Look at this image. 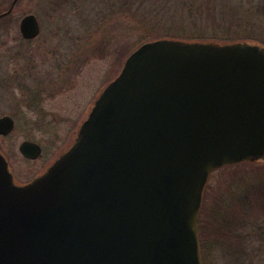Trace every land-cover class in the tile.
I'll return each instance as SVG.
<instances>
[{"label": "water", "instance_id": "obj_1", "mask_svg": "<svg viewBox=\"0 0 264 264\" xmlns=\"http://www.w3.org/2000/svg\"><path fill=\"white\" fill-rule=\"evenodd\" d=\"M39 31L20 19L24 39ZM243 162L264 163V46L144 42L44 174L16 185L0 153V264H202L207 179Z\"/></svg>", "mask_w": 264, "mask_h": 264}, {"label": "rangeland", "instance_id": "obj_2", "mask_svg": "<svg viewBox=\"0 0 264 264\" xmlns=\"http://www.w3.org/2000/svg\"><path fill=\"white\" fill-rule=\"evenodd\" d=\"M10 2L0 0V10ZM26 14H33L40 26L39 36L29 44L18 29ZM8 16L0 19V80L11 84L12 62L21 63L22 53L24 58L45 59L47 69L52 58L65 60L66 65L65 93L56 90L55 97L41 91L45 82L30 83L23 91L10 85L0 88V116L9 115L15 123L9 135L0 136V153L18 181L41 166V160L23 159L21 142L36 141L45 153L63 147L91 99L140 44L176 38L215 43L253 40L264 46V0H19ZM53 115L59 122H51ZM202 199L199 215L204 227L198 235L204 263L264 264V163L214 171ZM213 208L216 217L211 216ZM215 225L221 228L217 233Z\"/></svg>", "mask_w": 264, "mask_h": 264}, {"label": "flooded vegetation", "instance_id": "obj_3", "mask_svg": "<svg viewBox=\"0 0 264 264\" xmlns=\"http://www.w3.org/2000/svg\"><path fill=\"white\" fill-rule=\"evenodd\" d=\"M14 8H15V6H14ZM10 14H8V15H10ZM39 34H40V31H39ZM36 38H34V39H36ZM34 39L29 40V39L22 38V40L24 42H26L27 44L31 43ZM18 56H19V58L20 57L22 58V60L20 59L21 63L17 62V61L15 62V60H14V62H12L13 66H14V68L12 69V73L14 74V76H10V78H9V79H12V77H13L14 80L11 82V84H7V81H5L4 79L0 80V86H1L0 88H4V86H6V88H7V86L10 85V86H15L18 89H20L21 91H23V88H25V87L28 88V84L30 85V83H33V82L43 83V82H45L46 84L41 89V91L48 92L49 96L55 97L56 94H52V93H55L56 90H58L61 93H65V87H66L65 86V82H66L65 81V72H66L65 71V67H66L65 60H61V59L55 60L53 58L48 59L49 60L48 65L49 66L47 69L45 67L47 65V61L43 58L41 59V61H39V60L36 61L33 58H31V59L30 58H24V53H22ZM48 58H51V57L48 56ZM53 70H56L57 74L52 75L51 73L53 72ZM36 76H38V77L36 78ZM0 79H2V77ZM8 89L10 90V87ZM99 94L94 99H91L92 103L90 102L91 106H90L89 110L86 112V114L81 116V118L79 119L78 122L77 121L74 122V124H73L74 128L71 131H69L70 134H67V135H69L70 139L67 140L66 144H64L63 147L59 146L55 150H50L49 153H45L44 148L40 143H38L36 141L28 140L30 142L36 143L40 147V154L38 155L37 158H34V159L25 158L23 156L22 157L27 162H34V161H40L41 160V162H40L41 166L39 167L40 169L38 171H36V173L31 175L28 179H26L24 181H18L15 172L11 169V167L9 165V169H10V172L12 174L13 182L16 185H24V184L30 182L31 180H33L34 178L44 174L47 171V169L54 163V161L72 145V143L75 140V137L77 135V132H78L80 125L88 116V114H89L95 100L99 96ZM3 116H9V115H2L0 117H3ZM50 120H51V122H56V121L59 122L58 118H56L54 115ZM13 122H14V120H13Z\"/></svg>", "mask_w": 264, "mask_h": 264}, {"label": "trees", "instance_id": "obj_4", "mask_svg": "<svg viewBox=\"0 0 264 264\" xmlns=\"http://www.w3.org/2000/svg\"><path fill=\"white\" fill-rule=\"evenodd\" d=\"M9 6V5H8ZM8 6H7V8H8ZM7 8H3L2 10H0V12H2V11H4V10H6ZM7 17H9V16H7ZM6 18V17H5ZM157 39H162V38H157ZM156 38L155 39H150V40H148V41H153V40H157ZM174 39H176V38H174ZM245 39H249V38H245ZM184 41H195V40H184ZM248 41H253V40H248ZM147 42V41H146ZM221 42H234V41H227V40H222ZM254 42H256V41H254ZM263 46V45H262ZM244 164V163H243ZM246 164V163H245ZM250 164H252V163H250ZM240 165H242V164H238V165H235V166H240ZM230 167V166H229ZM233 167V166H232ZM203 203H204V200L202 199V206H201V212H202V209H203ZM211 216L212 217H216V216H218L217 215V213H216V211H214V208H213V211H212V214H211ZM218 218L219 217H217L216 218V220L218 221ZM242 221V225L244 226V220H241ZM241 225V226H242ZM201 227H204L203 226V224H202V222H201V220H200V215H199V217H198V232H199V234L201 233ZM219 230H221V228L218 226V225H215V228H214V231H216V233L217 232H219ZM199 244H200V254H201V260H202V264H205L204 262V256H203V254H202V248H203V244H202V241L200 240V238H199ZM236 245V244H235ZM240 247H242V244H241V246ZM243 248V247H242Z\"/></svg>", "mask_w": 264, "mask_h": 264}]
</instances>
